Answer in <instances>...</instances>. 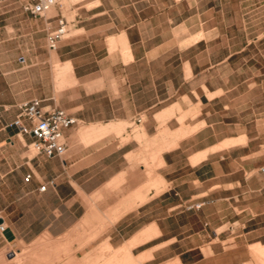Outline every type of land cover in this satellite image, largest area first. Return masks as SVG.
Returning a JSON list of instances; mask_svg holds the SVG:
<instances>
[{
    "label": "crops",
    "instance_id": "1",
    "mask_svg": "<svg viewBox=\"0 0 264 264\" xmlns=\"http://www.w3.org/2000/svg\"><path fill=\"white\" fill-rule=\"evenodd\" d=\"M65 3L41 17L9 8V39L23 32L25 47L7 51L0 37V250H17L8 261L44 244L56 264H257L264 173L248 174L252 138L230 93L264 40V0H75L71 35L51 50L48 27L67 18ZM52 52L76 79L58 96ZM34 98L78 119L65 156L36 152L9 126ZM190 200L207 203L183 209ZM203 224L228 228L207 240ZM247 236L251 255L236 253Z\"/></svg>",
    "mask_w": 264,
    "mask_h": 264
},
{
    "label": "rangeland",
    "instance_id": "2",
    "mask_svg": "<svg viewBox=\"0 0 264 264\" xmlns=\"http://www.w3.org/2000/svg\"><path fill=\"white\" fill-rule=\"evenodd\" d=\"M65 4L66 6L63 8V11L67 16V19L70 21L69 24L71 23L70 26H72V20L75 13L73 10L67 11V8L70 4L69 2H66ZM9 8H16L19 13L22 11L21 4L17 0H2L0 2V37L1 40H3L2 41L3 47H6L7 51L9 50L10 47L14 48L17 45L18 48H20V47H25L26 44V36L23 35V32L20 31L17 34L16 38L14 37L15 39H13L12 41H10L9 39L10 37L9 34H11L12 32L13 35V30H14L12 28L11 23L15 21L13 12L8 11ZM56 10L58 11V8H56ZM18 24H20V22ZM262 26L263 24L262 25L259 24V29H261L260 27ZM17 27L21 28V25H18ZM34 30H35V34L32 42L35 46H41L43 44V39H42L43 37L37 33L36 24H34ZM70 35L71 34H69V36ZM4 40L6 41L4 42ZM257 52L258 54L256 56V61L252 59V62H248L247 65H244L241 70L239 71L236 70V72L234 73V77H233L234 80L232 82L235 83L241 82L242 84L230 93L231 97L234 98V105H235L233 111L234 121H238L241 123L243 131L246 130L247 128L250 131L249 136L250 138H252L251 148L253 150L252 152L253 154H251V156L249 157L251 158L250 163L256 165L251 170H249L248 174L259 173V168L264 163V40H261V44L259 45ZM52 54L56 55V61L53 62V71H51L52 73L51 75H52V79H54L55 81L56 95L58 96V94L62 91L64 87L74 84L76 82V79L73 74L72 64L70 62L61 63L58 60L57 54L55 52H52ZM8 57L9 56H7V58ZM247 58L249 57L247 56ZM66 65L68 66L70 65L69 67H72V75H71L72 78H69L70 74H66L63 72ZM37 69H38L37 71L40 72L39 66H37ZM57 70H58L57 72L58 75L56 74ZM245 136L243 137L240 136V138L238 137L239 139L228 140L223 145L217 147L216 149L233 144L245 143L247 141ZM190 201H187L181 207L183 209H186V204H188ZM211 216L215 218V222L217 223L216 215L212 214ZM202 226H203L202 228H199V230L202 229L201 236L203 237V239H207V240L215 239L218 233L222 232L225 228L226 229L228 228V225L225 226L215 225L213 232L209 227L207 228L206 224H205L206 228L204 224ZM196 231L198 232V228ZM228 232L230 235L228 234L227 236L230 241H234L238 239L237 237H235L236 235L239 234L238 231H236L233 234L231 231ZM241 238L245 240L246 246L238 247L236 253H241L243 255L252 254L256 258L257 264H264V252H262V249H259V252L255 254L252 250L253 247L248 244V242H250L249 240L254 238L252 236L241 237ZM233 244L235 243H232V245ZM257 245H253V246H257ZM41 246H38V244L36 245L31 244L24 246V249L26 251L25 254L21 256V258H13L12 261L10 262L8 261V258H11L13 251L16 252L17 250L12 245L3 246V248L0 250V264H51V263L56 264L57 253L54 252L51 254L48 251V248L44 246V244L43 245L41 244ZM249 246H250L251 254L249 252ZM228 248H232V247H227V249ZM33 250H35L36 253H34L35 251L33 253L30 252ZM205 253H211V252L205 251ZM257 255L259 258L256 257ZM247 264H253V263H247Z\"/></svg>",
    "mask_w": 264,
    "mask_h": 264
},
{
    "label": "built area",
    "instance_id": "3",
    "mask_svg": "<svg viewBox=\"0 0 264 264\" xmlns=\"http://www.w3.org/2000/svg\"><path fill=\"white\" fill-rule=\"evenodd\" d=\"M21 3L24 11L34 17L46 16L48 6L61 5L64 0H17ZM57 19L55 27L49 26L47 32V43L51 50H56L63 40L70 34V24L64 15L54 16ZM53 18V17H49ZM17 116L10 122L9 126L16 127L19 132L31 135L33 140L30 146L38 153L47 157H63L67 153L68 144L65 137V130L78 124V119L64 108L49 107L44 99L34 98L22 102L18 106ZM264 173V164L259 168ZM31 178L27 175L26 180ZM46 189V185L40 187ZM207 201H190L186 204V209L200 210ZM0 232H4L6 224L1 221Z\"/></svg>",
    "mask_w": 264,
    "mask_h": 264
},
{
    "label": "bare ground",
    "instance_id": "4",
    "mask_svg": "<svg viewBox=\"0 0 264 264\" xmlns=\"http://www.w3.org/2000/svg\"><path fill=\"white\" fill-rule=\"evenodd\" d=\"M65 1H67V2H69V3H72V2H73V0H64V2H65ZM67 4H68V3H67ZM52 7L54 8L55 6H53V5L48 6L47 9H48V8H52ZM46 15H47V13H46ZM50 15H55V11H54V9L51 10V14H50ZM68 36H69V35H68ZM52 57H53L54 60L56 59V55H53ZM51 60H52V59H51ZM69 66H70V65H69ZM69 66H68V65H66V67L64 66L65 68H64L63 72L66 73V74H70V77H69V78H72V77H71V75H72V67H69ZM57 72H58V70L56 71V74L58 75ZM59 73H61V72H59ZM66 74H64V75H66ZM66 79H67V78H66ZM73 79H74V78H73ZM72 81H73V80H72Z\"/></svg>",
    "mask_w": 264,
    "mask_h": 264
}]
</instances>
